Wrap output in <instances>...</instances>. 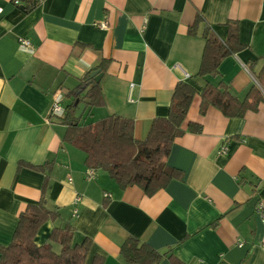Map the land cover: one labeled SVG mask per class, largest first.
Masks as SVG:
<instances>
[{
	"label": "crops",
	"instance_id": "obj_1",
	"mask_svg": "<svg viewBox=\"0 0 264 264\" xmlns=\"http://www.w3.org/2000/svg\"><path fill=\"white\" fill-rule=\"evenodd\" d=\"M23 6L0 0V246L11 243L20 213L42 197L46 173L19 168L23 161L49 164L46 204L60 213L38 231L39 245L70 223L74 243L92 240L86 264L95 256L131 264L121 254L130 235L160 251L159 264H173L172 257L184 264H264V98L257 110L227 117L214 106L202 113L197 94L185 132L165 158L183 176L153 195L137 185L122 189L108 172L87 166L86 152L63 141L66 125L50 119L54 91L75 89L102 60L105 104L87 110L81 101L83 120L131 118L141 141L156 117L168 115L179 81L199 90L223 81L243 100L254 86L261 89L264 0H43L29 12ZM198 14L223 41L228 23L239 26L245 47L223 59L219 76H196L205 23L195 36L188 30ZM103 21L108 28L99 26ZM20 37L32 40L33 53L20 50Z\"/></svg>",
	"mask_w": 264,
	"mask_h": 264
},
{
	"label": "trees",
	"instance_id": "obj_2",
	"mask_svg": "<svg viewBox=\"0 0 264 264\" xmlns=\"http://www.w3.org/2000/svg\"><path fill=\"white\" fill-rule=\"evenodd\" d=\"M23 10L29 12L39 6L43 0H22ZM205 23L203 49L198 77L219 76V66L224 58L237 53L245 46L240 42L238 24L228 23V37L223 41L213 28L198 14L195 23L189 28L192 36L198 34V26ZM107 62L90 70L75 89L69 90L71 101L66 105L65 115L59 119L67 129L63 141L86 152V165L102 169L118 183L120 188L137 185L147 195H153L166 187L171 180L180 179L183 172L171 167L165 158L170 154L175 139L184 134L182 124L186 118L194 97L201 96L200 111L204 113L210 106L220 109L227 117H242L248 110H257L259 102L264 98V68L257 75L260 87L254 86L247 96L241 100L230 87L221 81L218 85L207 82L201 90L191 81H179L174 88L167 116L156 117L151 125L148 137L141 141L134 136V120L128 117L111 114L94 122H86L84 115L76 116L78 105L84 101L87 110L105 104L101 82L96 81L92 72L105 70ZM251 63L249 69H252ZM263 91V92H262ZM76 103V100H78ZM190 130L201 132L202 126L191 123ZM27 165L43 171L45 181L42 197L36 203H30L19 215L12 241L7 246H0V264H86L92 246L90 238L81 243H74L75 228L67 223L63 227H55L49 241L39 245L36 235L49 220L60 217L58 210L48 208L45 193L49 186L51 167L49 164L32 165L23 161L19 168ZM54 244L61 246L60 251ZM121 254L131 264H159L164 255L147 242L136 236H128L121 245ZM173 264H184L172 257ZM92 264H104L102 256H95Z\"/></svg>",
	"mask_w": 264,
	"mask_h": 264
},
{
	"label": "built area",
	"instance_id": "obj_3",
	"mask_svg": "<svg viewBox=\"0 0 264 264\" xmlns=\"http://www.w3.org/2000/svg\"><path fill=\"white\" fill-rule=\"evenodd\" d=\"M14 3L19 5L21 3H23L22 0H14ZM100 27L102 28H108V22L103 21L99 24ZM18 46L20 48V50L23 51H27L30 53H33L35 50V46L32 43V40L29 37H20L18 39ZM187 77H189V74L186 73L185 74ZM68 93L69 90L64 87V86H60L59 88H57L52 96V103H51V107H50V119H56L59 120L61 119L65 113H66V99L68 97ZM130 101H133L131 98H129ZM88 175H93V169L88 170ZM71 180V178H70ZM105 196H110L109 194H105ZM80 200L79 197H77L75 199L74 203H77ZM75 215L78 214V209L74 208V212ZM242 244V243H241Z\"/></svg>",
	"mask_w": 264,
	"mask_h": 264
},
{
	"label": "water",
	"instance_id": "obj_4",
	"mask_svg": "<svg viewBox=\"0 0 264 264\" xmlns=\"http://www.w3.org/2000/svg\"><path fill=\"white\" fill-rule=\"evenodd\" d=\"M92 76H94L95 80L99 82L101 77L103 76V72H101V70L98 69V70L92 72ZM78 101H79V99L76 100V103H78ZM84 108H85V104L84 103H79L78 109L76 111V116L77 117H81V115H82V113L84 111Z\"/></svg>",
	"mask_w": 264,
	"mask_h": 264
},
{
	"label": "rangeland",
	"instance_id": "obj_5",
	"mask_svg": "<svg viewBox=\"0 0 264 264\" xmlns=\"http://www.w3.org/2000/svg\"><path fill=\"white\" fill-rule=\"evenodd\" d=\"M67 99H70V98H67ZM67 102H68V100H67ZM85 121H86V120H85ZM54 249H55L56 251H60L59 245L54 244Z\"/></svg>",
	"mask_w": 264,
	"mask_h": 264
}]
</instances>
